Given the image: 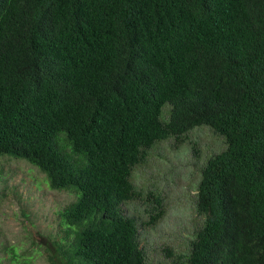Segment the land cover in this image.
Returning a JSON list of instances; mask_svg holds the SVG:
<instances>
[{
  "label": "trees",
  "instance_id": "trees-1",
  "mask_svg": "<svg viewBox=\"0 0 264 264\" xmlns=\"http://www.w3.org/2000/svg\"><path fill=\"white\" fill-rule=\"evenodd\" d=\"M201 127L225 149L201 170L205 220L177 264H264V0H0V159L76 197L32 241L47 264H147L140 226L165 211L134 170ZM136 201L147 222L126 213Z\"/></svg>",
  "mask_w": 264,
  "mask_h": 264
},
{
  "label": "rangeland",
  "instance_id": "rangeland-1",
  "mask_svg": "<svg viewBox=\"0 0 264 264\" xmlns=\"http://www.w3.org/2000/svg\"><path fill=\"white\" fill-rule=\"evenodd\" d=\"M206 128L190 132L186 142L178 147L174 139L156 144L149 150L147 162L134 170L136 187L145 194H160L165 211L155 225L140 226L147 264H177L180 257L185 261L183 256L189 254L191 241L205 220L196 212L201 170L211 157L225 149L223 139ZM43 179L44 175L26 162L0 159V248L12 244L30 251L33 257H28L26 264H47L43 251L39 255L31 249L32 241L40 242L44 235L57 234L58 211L76 198L52 191ZM149 207L148 202L136 201L124 209L141 223L149 220ZM0 264L9 262L0 260Z\"/></svg>",
  "mask_w": 264,
  "mask_h": 264
}]
</instances>
